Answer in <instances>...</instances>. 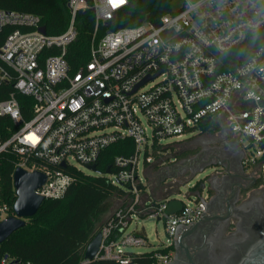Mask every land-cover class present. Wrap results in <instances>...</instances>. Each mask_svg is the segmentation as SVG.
Masks as SVG:
<instances>
[{
    "label": "built area",
    "instance_id": "built-area-1",
    "mask_svg": "<svg viewBox=\"0 0 264 264\" xmlns=\"http://www.w3.org/2000/svg\"><path fill=\"white\" fill-rule=\"evenodd\" d=\"M172 2L171 13L158 22L108 31L100 40L95 35L90 61L77 70L66 58L78 38L77 15L94 9L97 31L129 0L118 7L110 0H70L71 21L60 35L41 32L39 16L0 10V32L15 28L0 47V83L15 81L18 93L34 99L30 119L15 94L0 102V117H9L16 127L8 140L0 141V154L11 151L19 158L16 169L46 175L37 194L64 197L75 180L70 170L86 173L80 166L97 167L102 152L119 141L130 138L136 144L134 155L117 157L116 171L106 175L125 195L100 230L99 253L81 264H165L170 242L127 252L151 246L137 221L163 222L167 238H173L179 228L204 216L205 192L183 195V209L174 215H167L168 205L179 199L157 201L146 193L140 157L148 151L150 163L156 142L165 146V139L187 133L195 139L209 120L226 124L239 139L248 172L264 175V44L233 70H220L233 64L225 55L251 33L264 31V0ZM87 174L99 175L98 170ZM11 216L8 206L0 207V222ZM0 264L36 263L5 257Z\"/></svg>",
    "mask_w": 264,
    "mask_h": 264
},
{
    "label": "trees",
    "instance_id": "trees-1",
    "mask_svg": "<svg viewBox=\"0 0 264 264\" xmlns=\"http://www.w3.org/2000/svg\"><path fill=\"white\" fill-rule=\"evenodd\" d=\"M69 1L0 0V10L39 16L48 35H60L68 29L71 21ZM89 1L92 3V0ZM172 4V0H129V5L119 11L113 21L106 24L100 23L97 31L94 9L80 11L76 18L78 38L69 46L66 55L70 66L73 70H77L80 65L90 61L91 45L95 35L100 40L108 31L139 26L146 20L158 22L164 15L171 13ZM14 30L15 28L8 27L0 32V47ZM263 44L264 31L251 33L244 44L224 56L233 64L221 66L220 70H233ZM14 84L15 81L12 80L0 83V102L15 94L24 117L30 119L34 99L18 93ZM217 128L215 122L209 120L201 125L199 136L214 132ZM15 130L16 127L9 117H0L1 142L8 140ZM184 144L175 142L159 146L156 142L153 151L175 150ZM135 151L134 140L125 139L102 152L97 164L99 175L87 174L78 169L70 170L75 180L66 195L59 199H45L37 214L27 219L24 227L15 231L0 245V260L10 257L21 261H32L36 264H81L87 247L114 211L115 200L123 199L125 195V192L114 185L106 175L108 172L116 171L117 157L129 158L134 155ZM190 153L192 150L176 155V158L180 159ZM149 156V152L146 151L144 156L146 166H150L147 161ZM18 162V156L11 151L0 154V207L8 206L11 215L14 214L17 201L14 174ZM201 184L202 181H199L191 192H200ZM180 187L181 184L161 180L153 189V193L157 196V201H162L179 193ZM91 264L109 263L94 262Z\"/></svg>",
    "mask_w": 264,
    "mask_h": 264
},
{
    "label": "flooded vegetation",
    "instance_id": "flooded-vegetation-1",
    "mask_svg": "<svg viewBox=\"0 0 264 264\" xmlns=\"http://www.w3.org/2000/svg\"><path fill=\"white\" fill-rule=\"evenodd\" d=\"M201 136L202 147L181 157L175 171L199 177L205 170L206 211L168 238L165 264H264V175L248 172L239 139L226 124Z\"/></svg>",
    "mask_w": 264,
    "mask_h": 264
},
{
    "label": "rangeland",
    "instance_id": "rangeland-1",
    "mask_svg": "<svg viewBox=\"0 0 264 264\" xmlns=\"http://www.w3.org/2000/svg\"><path fill=\"white\" fill-rule=\"evenodd\" d=\"M193 136L194 135L187 133L181 139H165L162 142V144L165 146L170 145L175 142H182L185 144L178 146L177 148H175V150L161 149L159 151H155V152L153 151L150 166H146L144 155L140 157L139 174H140V178L143 181L146 193L150 194L151 188L152 190L155 189L161 180H168V182H171V183H178L179 185L181 184L180 193L174 194L171 198L182 200L184 199L183 195L189 194V192H191V190L194 188V186L199 181L204 180L206 175L202 174L199 177L197 176V178H195L190 183H188V181L193 177L178 176L175 171L176 167L178 166L177 164L180 163L181 161L179 158H176V155L182 154L185 151H191L192 149H195V148L199 149L202 147L201 142L199 141L204 139L205 136L204 138L203 136H201V138L197 137L191 140ZM80 168L84 169L86 173H90V171L87 170L85 167L80 166ZM192 198L195 199V197H192ZM121 204H122V199H116L113 210L118 208ZM137 224H138L139 230L141 231L144 230L151 246L147 248L129 247L126 249L127 252H130V253L146 252L148 250H152L153 248H157V247H161V246L169 244V240L166 236V231H165L163 222L157 221L154 218H149V219H139L137 221Z\"/></svg>",
    "mask_w": 264,
    "mask_h": 264
},
{
    "label": "water",
    "instance_id": "water-1",
    "mask_svg": "<svg viewBox=\"0 0 264 264\" xmlns=\"http://www.w3.org/2000/svg\"><path fill=\"white\" fill-rule=\"evenodd\" d=\"M40 30L41 32L46 33L45 27H42ZM157 76L158 74L152 78H147L144 80L136 87L135 91ZM65 166V164L62 165V167ZM89 170L97 172V167L91 166L89 167ZM204 171H200L198 175H202ZM195 178H197V176L191 178L188 183L193 181ZM208 178L209 177H205L204 180H202L201 191H196L192 194L200 196L207 187ZM46 180V175L40 171L29 172L22 168L16 169L14 174V187L17 196V201L14 206L15 216H11L8 219L0 222V245L5 242L15 231L24 227L27 224V219L32 218L37 214L45 200V197L37 194V190H39L46 183ZM182 209L183 203L181 200H172L169 202L167 215H174L181 212ZM101 244L102 233L99 232L86 249L84 256L86 261L93 260L96 257L100 251Z\"/></svg>",
    "mask_w": 264,
    "mask_h": 264
},
{
    "label": "crops",
    "instance_id": "crops-1",
    "mask_svg": "<svg viewBox=\"0 0 264 264\" xmlns=\"http://www.w3.org/2000/svg\"><path fill=\"white\" fill-rule=\"evenodd\" d=\"M217 125V129H221V127H222V124L220 125V124H216ZM199 137V136H198ZM193 139V138H192ZM166 181H168V180H166ZM171 183V182H170ZM151 187V186H150ZM196 192V191H195ZM191 193H193V192H191ZM151 195H152V198H154L155 200H158V198H157V196L153 193V190H152V188H151Z\"/></svg>",
    "mask_w": 264,
    "mask_h": 264
},
{
    "label": "snow or ice",
    "instance_id": "snow-or-ice-1",
    "mask_svg": "<svg viewBox=\"0 0 264 264\" xmlns=\"http://www.w3.org/2000/svg\"><path fill=\"white\" fill-rule=\"evenodd\" d=\"M122 2L123 0H110V3L113 5V7H118Z\"/></svg>",
    "mask_w": 264,
    "mask_h": 264
}]
</instances>
